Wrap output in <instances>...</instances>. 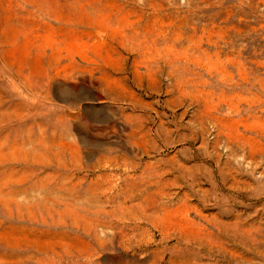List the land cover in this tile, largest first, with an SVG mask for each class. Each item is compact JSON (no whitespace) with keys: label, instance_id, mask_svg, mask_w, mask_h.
Returning a JSON list of instances; mask_svg holds the SVG:
<instances>
[{"label":"rangeland","instance_id":"obj_1","mask_svg":"<svg viewBox=\"0 0 264 264\" xmlns=\"http://www.w3.org/2000/svg\"><path fill=\"white\" fill-rule=\"evenodd\" d=\"M0 264H264V0H0Z\"/></svg>","mask_w":264,"mask_h":264}]
</instances>
